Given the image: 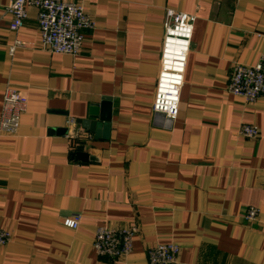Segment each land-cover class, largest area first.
<instances>
[{"label": "crops", "instance_id": "obj_1", "mask_svg": "<svg viewBox=\"0 0 264 264\" xmlns=\"http://www.w3.org/2000/svg\"><path fill=\"white\" fill-rule=\"evenodd\" d=\"M68 1L94 22L76 56L40 45L33 7L11 33L0 0V110L7 87L27 99L16 134L0 136V226L12 236L0 264H148L170 242L177 264H264V98L227 91L235 65L264 57V0ZM169 10L195 17L172 121L152 111ZM92 116L109 118L98 137ZM76 215V230L62 227ZM99 226L135 227L131 251L98 256Z\"/></svg>", "mask_w": 264, "mask_h": 264}, {"label": "built area", "instance_id": "obj_2", "mask_svg": "<svg viewBox=\"0 0 264 264\" xmlns=\"http://www.w3.org/2000/svg\"><path fill=\"white\" fill-rule=\"evenodd\" d=\"M29 7L36 9V23L40 45L55 55L76 56L82 52L85 31L94 28V22L84 7L68 0H8L5 7L10 17L8 30L17 33L28 18ZM1 20V17H0ZM195 17L183 12L169 10L163 24L164 36L159 60V72L155 82L152 111L174 120L179 112L181 89L190 52ZM19 42L8 47L13 55ZM227 91L241 97L247 103L264 98V57L254 66L237 64L229 78ZM27 107L23 93L7 87L2 94L0 110V136H13L20 124V117ZM239 134L247 139H257L254 125H242ZM258 210L247 208L245 219L252 222ZM80 216L63 218L61 225L76 230ZM135 227L99 226L94 232V250L100 257L118 259L131 251ZM11 232L0 226V246L11 240ZM180 248L176 243L157 244L148 250V264H177Z\"/></svg>", "mask_w": 264, "mask_h": 264}, {"label": "water", "instance_id": "obj_3", "mask_svg": "<svg viewBox=\"0 0 264 264\" xmlns=\"http://www.w3.org/2000/svg\"><path fill=\"white\" fill-rule=\"evenodd\" d=\"M91 120H92V122H90L89 120L87 122H85L86 125H87V129H88L89 132L95 133L97 135L96 137H98L99 128H107L108 127V123H109V118H100V123L99 124H97L95 122V120H96L95 117H93ZM103 123H105L104 126H103ZM74 157L77 160L84 161V162L87 161V160H94L93 157H89L87 154L81 153V152L75 153Z\"/></svg>", "mask_w": 264, "mask_h": 264}]
</instances>
